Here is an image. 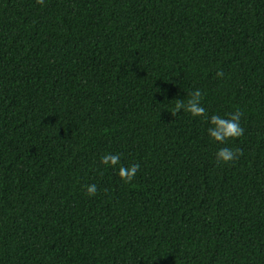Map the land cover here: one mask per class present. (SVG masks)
I'll return each mask as SVG.
<instances>
[{
  "label": "trees",
  "instance_id": "16d2710c",
  "mask_svg": "<svg viewBox=\"0 0 264 264\" xmlns=\"http://www.w3.org/2000/svg\"><path fill=\"white\" fill-rule=\"evenodd\" d=\"M0 264H264V0H0Z\"/></svg>",
  "mask_w": 264,
  "mask_h": 264
},
{
  "label": "clouds",
  "instance_id": "9594fccd",
  "mask_svg": "<svg viewBox=\"0 0 264 264\" xmlns=\"http://www.w3.org/2000/svg\"><path fill=\"white\" fill-rule=\"evenodd\" d=\"M36 3L44 5L45 0H36ZM217 77H223V70H219L216 73ZM187 99H176L174 108L170 110L173 116H175L180 110L185 113H189L193 117H203L208 121L209 127L207 128V134L209 137L219 143L225 144L228 140L239 138L244 134V128L241 126V117L243 113L237 109L232 113H228L225 116L219 114H213L208 116L205 107L203 106L204 93L201 89L196 88L186 94ZM242 149L221 147L215 153V157L218 163H229L236 160L242 155ZM101 163L105 166H110L117 170L119 177L125 182L130 183L137 172L140 169L138 163L131 165H125L121 162L120 153L107 152L101 157ZM86 193L89 196H95L98 191L96 184H87L83 186Z\"/></svg>",
  "mask_w": 264,
  "mask_h": 264
}]
</instances>
